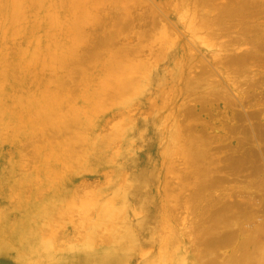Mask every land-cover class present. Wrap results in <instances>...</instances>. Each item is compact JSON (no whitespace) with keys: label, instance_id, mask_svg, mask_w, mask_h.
<instances>
[{"label":"rangeland","instance_id":"rangeland-1","mask_svg":"<svg viewBox=\"0 0 264 264\" xmlns=\"http://www.w3.org/2000/svg\"><path fill=\"white\" fill-rule=\"evenodd\" d=\"M225 1L0 0V264H22L19 255L28 234L29 237L38 234L37 241L51 243V252L55 258H60L66 251L86 246L91 237L89 232L94 228L96 243L92 250L115 251V245H105L101 240L108 235L120 240L128 227L135 226L137 220L144 221L148 215L149 219L156 217L159 221L151 229L155 241L145 245L149 239L141 236L144 250L130 264H144L146 256L151 257L148 259L151 263L164 260L162 252L166 264L185 261L184 264H224L219 262L223 255L218 256L219 251L214 252L213 244H207L212 239L211 231L207 235L202 232L200 214L196 212H200L202 204L196 202L189 206L187 202L192 186L187 181V169L182 165L181 156L167 153L161 146L162 152L154 159L146 158L148 135H152V130L144 131L141 123L157 129L158 124L170 122L166 133L178 135L176 143L179 144L196 133L195 137H201L207 132L203 138L208 135L206 138L210 141L213 137L210 142L215 149L213 152L223 158L222 162L243 152L241 143L250 134V122L241 115L244 108L233 105L237 102L236 96H233L235 102L225 107L222 100L214 99L212 93L205 91L229 86L234 71L230 72L233 69L228 60L234 55L254 54L252 56L261 57L262 61L264 51L256 56L258 45L255 46L253 40L256 37L253 38L252 33L242 36L245 35L242 30H233L231 5ZM193 15H198L197 20L206 24L203 31L210 39L205 41L208 48L199 45L192 35ZM255 18L259 26V16ZM263 32L258 28L254 34L264 37ZM171 54L176 58L174 64L167 62ZM151 61L153 65L160 64L154 68V73L162 78L156 75L147 82ZM184 62L188 63L186 73H182ZM262 63L261 68L252 69L251 65L249 73L245 68V74L235 76L243 84L238 90H245L246 94L250 81H264V61ZM165 74L168 79L162 82ZM151 75H154L152 71ZM193 77L195 82L200 80L197 94H204L205 101L191 103V111L186 107L189 102L179 99L178 104L168 105L169 91L188 92L190 84L183 85ZM136 78L140 83L134 82ZM149 85L152 91L146 88ZM258 86H254L253 97L251 100L246 97L249 102L244 105L260 108L251 122L264 135V87ZM141 88L150 93H138ZM160 95V108L147 111L145 108L151 105L152 98ZM178 133L183 142L179 141ZM128 136L134 142L132 145ZM104 137L106 145L102 143ZM169 157L176 163L169 161ZM96 158L103 160L99 164L90 161ZM57 161L60 166L53 165ZM149 161L154 167L158 165L160 170L155 172L163 178L158 182L161 192L156 198L161 209L151 213L148 210L136 217L129 210L136 199L128 196L124 200L125 209L115 211L113 220L99 221L102 202L113 197L114 191L118 193V189L124 190L127 186L128 190L137 165L144 166ZM118 173L120 179L114 186L112 180ZM244 174L231 172L224 184L229 190L241 191L246 185ZM100 176L105 177L99 182ZM187 182L189 187L183 186ZM73 190H79L74 193L75 197L69 194ZM140 196L145 198V195ZM62 198L65 199L61 201ZM42 209L53 212L43 220V214H39ZM25 223L30 227L22 230ZM157 262L155 264H159Z\"/></svg>","mask_w":264,"mask_h":264},{"label":"bare ground","instance_id":"bare-ground-1","mask_svg":"<svg viewBox=\"0 0 264 264\" xmlns=\"http://www.w3.org/2000/svg\"><path fill=\"white\" fill-rule=\"evenodd\" d=\"M225 2L229 3L231 5V13H232L231 19L234 21V22H232L233 26H234L233 30H235V29H238L240 31L242 30V32L245 34L242 36H246V37L249 36L247 34L252 33V37L253 38L256 37V38L255 39L251 38V39L254 40L255 46L258 45L257 50L255 52V55L257 56L258 53H261V52L263 53L264 44L261 43V40H260L262 35L260 34L261 36H259L258 35L259 33L258 34H254V33H257L258 28L259 29L262 28L264 30V0H226ZM222 3H224V2H222ZM16 10L17 9H14V11H16ZM41 10H42V8H41ZM19 11L21 12V10H19ZM12 13H14L13 8H12ZM15 13H18V11H16ZM257 16H259V21H261V22H259L260 23L259 26H257L258 24H255V22L258 19V18L257 19L255 18ZM197 17H198V15H193V17H192V19L194 20V23L191 25L192 35L199 45H202L203 47L206 46V48H208L206 43H205L207 36L203 31V29L206 27L205 26L206 24L202 23V21L200 19L198 21ZM216 19H218V18H216ZM214 20H215V18H214ZM208 21H207V23H208ZM205 22H206V20H205ZM209 23H211V22H209ZM209 33H210V31H209ZM222 33L223 32H221L220 34H222ZM233 34H235V32ZM253 34H254V36H253ZM238 35H240V33ZM262 38L264 39V37H262ZM238 40H241V39L238 38ZM250 41H252V40H250ZM245 42H246V40H245ZM247 43H250V42H247ZM173 45H175V44H173ZM250 45H251V43H250ZM251 46H253V45H251ZM175 47H176V45H175ZM250 51H251V49H250ZM52 55L54 58L55 54H52ZM249 55H247V54L234 55V57H232V54H231L230 56L232 58H230L228 60L229 61L228 65L230 64V66L232 67L231 69H233L230 72L234 71L233 72L234 75L231 74L232 77L234 76V78L232 79V82L229 83V86L223 85L221 87H217L214 89L211 88V90L205 91L206 94L212 93L214 96L213 97L214 99H219L220 101L222 100L221 103L223 105H225V107H227L226 106L227 104L228 105L231 104V102L234 103L235 102L234 97L236 96L235 100H237V102H235V104H233V105L244 108L243 111L241 112V115H243L242 117L246 118V120H248V122H250L249 123L250 127L247 126L249 128L248 133H250V134H249V137H248V135H246L248 137L247 139L244 138L245 136L244 137L242 136L244 138V141L242 140L243 143H241L243 152L238 154V156H235V158L232 156H229L227 158H224L225 160H224V162H222L223 158L221 156H219L217 153L213 152L215 149H214V146H212L210 143L211 140H213V137L210 136V137H212V139L210 141L208 140V138H206V137H208V135H206V137L203 138V136L205 134H207V132H205L204 134L201 133V135L203 134L202 136L199 133V135L201 137H195V135L197 133L194 134V136L193 135L191 136L193 138H191L190 136H187L188 138L190 137L189 139H185V140H187V142H183L184 140L182 138V135L178 133L180 135L179 141L183 142L182 144H179V143H176V141L179 138L178 135L166 133V131H167L166 129L168 128V125L170 122H166V123L162 122V123L158 124L157 129L155 127L150 128L149 125L141 123V128H143L144 131L148 130V129L152 130V135H148L150 140H149V143L146 145L147 146L146 147L147 152H145V154H144V156L146 158L154 159L155 156H157L158 153H160V151L162 149L161 146L164 149H166L165 151L167 153L171 152V154H173V155L179 154L181 156L180 160L183 161L182 165H184L185 169H187V177L186 176L185 177L188 178L187 181H190V184L192 186L191 187L192 189L190 191L191 193L190 192L188 193L189 197L187 198V202H189V206L191 204H195L196 202H198V204L199 203L202 204L203 209L200 208L201 209L200 212L196 211L200 214L199 220H201L202 232H203V234L207 235V232L211 231L210 236L212 239L211 240L209 239V243H207V244H209V245L213 244V248L215 249V251L214 250L213 251L216 252V254L218 251H219V253L223 252L220 255H219V253L217 255L220 257L223 255V257L220 259L219 262L224 263V264H264V135L260 134L259 131L256 130L254 124L251 122L255 113H258L260 111L259 110L260 108L257 109L258 110V112H257L256 109H252L253 107L250 108L251 104L249 105L250 107L248 106L247 108L244 105L245 102L248 101L246 99V97H248L249 99L251 97H253L252 96V93H253L252 89L254 88V86L259 84L258 87H264V81H260V80H259V82L258 81L257 82H252V81L249 82L248 81L249 82L248 85L250 87H248V91H247V93H249V94H248V96H246L247 93L245 94V90L242 89L243 92H241V90H238V87L240 85L241 86L243 85L240 81L241 79L239 81H238V79H235V76H236V78H238V75H242L243 70L245 68H247L246 72L249 73L248 70L250 69L251 65H253L251 67L252 69H253V67H257V68L262 67V64H263L262 62L264 60L261 61V57L252 56L254 54H249ZM152 61H151L150 66L152 67L151 71L154 75H151V71L149 70V73L147 74V77L149 79L147 80V82L155 79L156 75H158L157 73H154V68L160 64L157 62L155 65H153L154 61L153 62ZM167 62L169 64H174L176 62V58H175L174 54L170 55ZM187 66H188V63L184 62V64H183L184 69H183L182 73L187 72V69H186ZM243 74H245V73H243ZM263 74L264 73H262V75ZM149 75H151V76H149ZM178 75H182V74L179 73ZM158 76L160 78H162V76L160 74ZM245 76H247V75H245ZM141 79H143V78H141ZM167 79H168V75L165 74L163 79H162V82L166 81ZM139 80H138V78H136V80L134 82L140 83ZM194 80H196V78L193 77L190 80H188L187 84L183 85V87H185V86H188L190 84L189 87H191L190 89L188 88L190 91L188 90V92H186L184 94H181L179 89L170 90L169 94L167 96L168 105H171L172 103L178 104L179 100H181L183 103L189 102V104L186 107H187V109H189L191 111V108H190L192 105L191 103L196 104L197 100L198 101H205V100H203L204 94H197V92H198L197 88L200 85V80H199V82H195ZM254 80H255V78H254ZM128 83H130V82H128ZM244 83H247V81ZM151 86L149 85L146 88L149 89L150 91H152ZM223 88H225V90ZM147 89H144V88L138 89V91H139L138 93H140V92L145 93L146 91H148L150 93V91ZM186 91H187V89H186ZM108 92H110V91H108ZM257 92H259V91H257ZM99 95H103V93H100ZM184 96H186V97L183 98ZM230 99L232 101H229ZM160 100H161V95L160 96H154L151 100V105L149 107H146L145 109L147 111L150 109H156L157 110V107L160 108V103H159ZM260 102H262V101H260ZM163 103H164V101H163ZM255 107H257V106H254V108ZM236 109H238V108H236ZM235 111H237V110H235ZM198 125H199V123H198ZM203 125H205V124L202 123V126ZM245 131H247V128ZM187 135H189L188 132H187ZM241 135H242V133H241ZM130 138L131 137H129V141H130V144L132 145L134 142H133L132 138L131 139ZM215 139H217V138H215ZM105 140H106L105 137H104V141L102 138V143H104V144L107 143V141H105ZM82 141H84V140L82 139ZM212 142H214V144H217V143H215L216 141H212ZM229 142H230V140H229ZM229 142H227V143H229ZM237 142H239V140ZM100 145H101V142H100ZM234 146H235V144H234ZM67 148H68V150L70 149V147H67ZM238 152H240V151H238ZM46 156H47V160H48V155H46ZM173 157H175V156H173ZM54 159L52 161H54ZM56 160H58V156H56L55 161ZM102 160H103V158H101V159L96 158L94 160L91 159L90 161H92V163H94V164H99L100 161H102ZM216 160H218V161H216ZM169 161L174 163V160L171 158ZM151 162L152 161H149L148 163H144V166H141L140 164L137 165V168L135 170V174L131 178V182H129L130 184L128 183L129 184L128 190L125 189L127 186L124 187V190L118 189V193H116V191H114V193L111 194V195H113V197L109 196L105 199V201L102 202L101 206L103 208V213H102L101 217L99 218V221L104 220L105 222H107V221L113 220L115 217L114 216L115 211L117 212V211H120L121 209H125L126 201H124V200H126V198H128V196H130V199H132V198L136 199V202L133 203L131 205V207L129 208V210H131L133 215L135 214L136 217H139L140 215L146 214L148 212V210L151 213L153 211L156 212V211H158V209H161V207H162L161 203L158 200H156V198H157V194L159 192H161L160 186L158 185V182L161 183L163 178H162V176H159L158 172H155L156 169L158 171L160 170L158 165L156 164V167H154V166H152ZM53 165L57 166V165H59V162L57 161V162H55V164L53 162ZM231 172L233 174L245 173L243 175V177L246 180V185H244V187L241 191L234 192L233 189L229 190L227 188L228 186H226L227 184H224V182L227 183V181H225L226 176H228L229 173L231 174ZM104 177L100 176L97 179L100 182V181H102V179L104 180ZM115 177L116 178H114V180H112V185L118 183V180L120 179L119 178L120 174L119 173L116 174ZM239 178H242V177H239ZM113 181H114V183H113ZM188 183L189 182H187L183 186L189 187ZM170 188H171V186H170ZM177 188H179V187L177 186ZM180 188H181V186H180ZM235 188H237V187H235ZM171 190H173V189H171ZM219 190H221V191H219ZM76 191L79 192V190H76ZM76 191L73 190L71 193H69L70 196L73 197L75 195L74 193ZM53 192H54V190H53ZM218 192H220V193L218 194ZM154 194L156 196L155 198L153 197ZM140 195H145V198H142ZM77 196H78V193H77ZM103 197H105V196H103ZM59 198H60V195H59ZM138 198L140 200H138ZM63 199H65V198H62L61 201H63ZM79 199L77 201H79ZM182 201H183V199H182ZM184 201H186V199H184ZM90 203L93 204L92 202H90ZM183 203H185V202H183ZM211 203H213V204L211 205ZM57 205L59 206V204H57ZM57 205H56V207H58ZM93 206H95V205L93 204ZM192 206H195V205H192ZM198 206H200V205H198ZM171 207H172V205H171ZM184 207H186V206H184ZM30 209H32V208H30ZM67 210H68V208H67ZM202 210H203V212H202ZM68 211H67V213H68ZM51 212H53V211H51ZM51 212L48 211L47 209L39 210V214H43L42 219L44 218L45 215L50 216L49 213L51 214ZM179 212H178V214H179ZM193 213L196 214L195 212H193ZM129 214H130V212H129ZM48 216L46 218H48ZM55 217H57V216H55ZM177 218H178V216H177ZM94 220H96V219H94ZM49 222H51V221H49ZM158 222L159 221L157 220L156 217L149 219V215H148L147 219H145L144 221L137 220L135 223V226L128 227L126 233L121 234L122 237L120 240H118V241L114 240L113 238L110 237L111 235H108L109 237H105L104 239L101 240V242H103L105 245L106 244L108 245V243L115 245L116 246L115 251H111V252L110 251H108V252L107 251L94 252L92 250L93 245L96 243V239L94 237L96 230L93 228L91 230V232H89L90 233L89 236H91V237L88 239L86 246L79 248L78 250L66 251V252H64V254L60 258H55L56 256H54V254L51 252V247H50L51 243H45L41 240L37 241V240H39V238L38 239L36 238V235H38V234L32 236L31 233L29 232L31 236L29 237V234H28V238H25V240L23 241L24 247L21 251L22 254L19 255V260L22 261V262H20L22 264H39L42 262L43 263L45 262L44 264H130L132 259L139 257L140 252H142L144 250L145 245H150L151 243L153 244L155 239L153 238V235H151V231H152L151 229L154 227V225H157ZM95 223H97V221ZM206 223H209V226H206ZM182 224L184 225L183 222H182ZM195 224H197V223H195ZM40 225L41 224L39 223V226ZM164 226H163V228H164ZM29 227H30V225L25 223L22 230H27ZM197 228H198V225H197ZM41 231H42V229H41ZM33 232H34V229H33ZM53 232H55V231L53 230ZM56 232H57V230H56ZM34 233H36V232H34ZM193 234H195V233H193ZM20 235H22V233ZM97 235H99V234H97ZM141 236L148 237L149 241H147L148 242L147 244L144 245L143 242L140 241ZM21 238H24V235ZM171 239H173V240H171L172 242L175 241L174 236H172ZM203 239H204V236H203ZM200 240H201V238H200ZM180 241L181 240L179 238V242ZM201 242H199L200 245L202 244ZM206 242L207 241H205V243ZM26 243H27V245H26ZM180 245L182 246V244H180ZM220 250H224V251H220ZM179 251L180 250H178V252ZM162 255H163V257H162ZM164 255L165 254H163V252H162L161 257L164 258V260H159L158 262L153 261L152 263H151V261L148 260V259L151 260V257L148 258V256H146L147 259H146L144 264H155V262H157L159 264H166L167 261H166V258ZM153 259H154V256H153ZM211 259H209V260H211ZM192 261H194V260L192 259ZM187 262L189 263V261H187ZM184 263H186V261L183 262L182 264H184Z\"/></svg>","mask_w":264,"mask_h":264}]
</instances>
